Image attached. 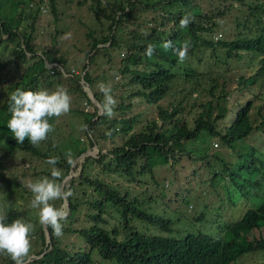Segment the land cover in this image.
Here are the masks:
<instances>
[{
  "label": "trees",
  "instance_id": "1",
  "mask_svg": "<svg viewBox=\"0 0 264 264\" xmlns=\"http://www.w3.org/2000/svg\"><path fill=\"white\" fill-rule=\"evenodd\" d=\"M6 1L12 6L17 5V0ZM81 1L89 4L95 18L104 14L105 2ZM187 2L163 0L160 12L154 17L155 21L158 20V28L150 25L144 30L138 27L126 29L121 37L115 28L123 26L122 19L111 16L106 25L115 30H110L107 44L96 46L101 40L94 39L89 47L91 54L84 53V57L72 67H69L66 52L35 49L29 42L34 38L30 33L27 38H22L23 44L11 36L8 50L0 55V65L12 62L14 70L20 71L19 75L11 76V82H7L9 96L16 88L35 91L54 84L55 89L64 87L71 89L69 94L87 98L79 79L91 85L96 80L93 75L98 74L96 63L104 62L105 70H110L112 52L121 54L110 80L105 76L106 84L112 86V94L118 102L114 109L115 117L109 119L98 114L95 106L86 112L79 107H71L80 115L82 124L88 126L87 131H82L83 138H66L62 144H57L51 139V132L38 147L31 145L27 138L20 145L13 136L9 137V129L0 122V169L8 162L15 165L16 159L27 153L40 160L41 168L34 170V177L40 171H45V175L50 177L51 166L46 163L49 157H59L55 167L62 170V177L71 172L63 184L74 192V196L66 202L55 201L56 207L63 206L68 213L66 220L62 221L61 237L57 238L50 227L39 224L37 210L30 207L32 193L27 187L24 192H18L20 203L2 207L7 212L6 223L23 219L35 226L29 264H94L92 252L97 253L101 264H238L235 263L238 255L264 250V233L248 236L253 229L264 228V139L258 140L257 144L245 140L246 135L255 130L264 133V115L260 107L251 111L253 101L264 90V82L254 85L264 76V25L256 30V38L243 49L244 53H233L235 61L247 65L259 62L251 75L242 77L253 86L251 98L246 92H237L226 105L223 102L226 101L224 95L227 90L221 88L212 100H200L198 103L203 110H194L187 120L186 114L196 107L199 93L215 73L223 72L220 69L227 64L220 50L223 48L210 44L203 37L202 31L208 26L198 13H189L193 21L187 28L177 29L182 37L168 39L171 48L165 50L162 44H158L159 40L167 39L164 31H174L168 25L169 19L176 22L177 16L188 14ZM174 7L175 11H172ZM17 14L20 15L21 11ZM57 18L56 14L53 15L47 24L58 28ZM260 21L261 18L258 23ZM1 24L4 29L7 27L6 23ZM10 25L16 26L17 23L11 20ZM185 42L190 44L188 59L181 64L175 49ZM149 44L155 46L151 58L145 55ZM7 52L13 57H5ZM27 52L34 60L25 65L29 60ZM223 53L225 56L224 49ZM202 59L205 67L199 68L197 63ZM45 61L54 62V67L48 68ZM80 61L84 63L76 67ZM91 65L93 68L89 70ZM60 66L67 72L66 76ZM59 77L70 81L68 87L62 86ZM212 87L210 85L208 92ZM170 93L177 96V101L159 105L158 101ZM93 94L98 102L102 101L100 91ZM189 96L192 102L188 103L189 109L185 113L183 103ZM241 97H244L242 105L233 103ZM151 105L155 108V116L148 115L152 113L148 109ZM233 106L236 111L226 121L225 109L231 111ZM0 107H9V97L0 103ZM202 131L208 137L217 136L219 145L227 150L219 149L223 152L220 153L216 148L208 153L206 144L200 154L190 149L195 156L186 151L184 142L198 137ZM92 142L99 144L95 154H87L85 160L78 159L70 165L67 154L70 152L71 157L78 155ZM217 146L218 143L211 145ZM102 147L105 151L100 152ZM16 153L17 156L13 157L12 154ZM182 153L187 154L189 162L196 158L205 159L204 167L210 170V183L215 186L216 182H221L219 186L225 192L222 197L209 201L190 215L185 208L178 212L172 202L184 196L194 200L190 191H177L174 199L166 200L168 191L161 189L164 181L158 180L153 172L160 168L171 172L168 160L180 163ZM6 158L10 161L5 162ZM2 178L7 180L8 186L14 183L0 174ZM216 195L219 194L216 192ZM223 209L229 211L222 215ZM220 217L224 220L219 221ZM70 219L76 224L69 223ZM70 236L79 238L80 243L76 247H73ZM0 264H13V261L3 254L0 255Z\"/></svg>",
  "mask_w": 264,
  "mask_h": 264
},
{
  "label": "clouds",
  "instance_id": "2",
  "mask_svg": "<svg viewBox=\"0 0 264 264\" xmlns=\"http://www.w3.org/2000/svg\"><path fill=\"white\" fill-rule=\"evenodd\" d=\"M162 1L163 0H126V8H124L120 2L116 3L114 0H101V3L105 2L103 6L105 15L100 14L99 17L96 18L99 22L97 29L92 28L84 32V35L89 38L85 41V47L82 52L90 55L92 51H89V47L92 45L94 39L97 38L101 41L97 42L96 46L107 44L108 34L111 31L106 23L102 25V20L111 21V16L120 17L122 19L121 22L124 24H126L130 18H133L135 27L141 30H144V27H149L150 25H154L158 28V20L155 21L154 17L160 12ZM187 1L185 8L188 14L177 16L176 22L174 19H169L170 22L168 25H171L174 31H164L167 34L165 37L167 41L159 40L158 44H162L165 50L171 48L172 44L168 39L182 37L177 29L187 28L193 21L194 18L189 13H198L203 20L206 21V25L208 26L206 30L202 31L203 37L208 39L210 44L219 46L225 50L224 56L223 49L218 48L222 51V56L225 62H227L220 71L226 69L230 60H236L234 59V52L244 53L243 49L256 38V30L264 25V0ZM75 2L77 4L83 3L81 0H75ZM88 8L91 10L89 4ZM145 10L149 11L148 18H143L141 14ZM18 11H21L20 15L17 14ZM172 11H175V7L172 8ZM44 12H51L53 15L56 14L58 16L57 12L59 11L56 9L55 0H17L16 6H12L10 2L6 0H2V2H0V38H2L0 41V55L8 50L12 42L11 36H15L20 44H23L22 38H27L28 33L34 36L37 20ZM105 17L107 19H105ZM260 18L262 21L258 23ZM11 20L13 22L16 21L17 25L11 26ZM2 22L7 24L5 29L1 24ZM146 24H148V26H145ZM63 28L62 26L55 28L51 34L52 42L48 44L47 48L58 51L55 46L57 41L55 37ZM96 30L99 31L97 35L95 34ZM67 36H70V34H66V37ZM82 41L83 39L80 42ZM177 41L178 39H175V42ZM29 42L31 44L35 43L33 40H29ZM178 45L179 48L175 49V52L178 56V62L182 64L188 59L190 44L189 42H185L182 45ZM154 52L155 46L149 44L145 50V55L151 58ZM49 64L54 67L55 63L52 62ZM240 64L241 66H252L242 62H240ZM258 64L259 62L253 64L255 65L253 68L254 71L258 67ZM5 65L7 64L0 65V76L2 71H4L2 68ZM203 65H205L203 59L197 63L199 68L203 67ZM95 67L98 74L93 76L103 78L106 83L105 74L99 68L98 63H96ZM59 69L65 74V70L61 66ZM242 77L246 76L237 74L235 77V86L238 90L247 92L252 89L253 86L244 81ZM257 82H264V76L259 78L254 85ZM105 83L101 82L97 85L103 96L100 102L94 97V90L90 89V86L85 83V87L90 93L85 91L87 98L81 97V104L86 105L88 108L82 106L81 109L84 112L91 111L93 110V106H95L96 109L98 107V114L101 113L107 118L112 119L115 117L116 113L114 109L118 102L112 94V86ZM210 85L213 87L211 91L208 92ZM53 88L55 89V87ZM221 88L225 89L224 73H215L205 88V92L210 97L208 99L212 100L213 95ZM6 90L4 97L0 98V103H3L6 97H9L8 112L10 113V119L7 121V128L12 133L17 144L20 145H23L27 138L31 145L38 147L42 142L47 140L48 134L54 131V125L51 123L52 118H59L67 115L71 110L72 97L64 87L58 86L55 90L38 89L35 91L16 88L10 96L7 94ZM82 98L84 99L82 100ZM224 98L225 100L228 98V92L224 95ZM242 103L243 102L240 104L242 105ZM197 105L200 106V110H203L199 103ZM225 111V119L228 117L230 118V111L226 109ZM235 111L236 108L232 113L234 114ZM87 130L88 126L86 124L80 126V131ZM81 137L83 138L82 134ZM213 143L216 144L217 142L214 141ZM97 147V143L92 142L90 146H87L86 149L78 155H73L71 157V153L69 152L67 154L68 162L71 163L70 165H73L78 159L80 161L85 160L87 154H95ZM99 151H105V148L102 147ZM58 162L59 157H49L46 163L51 166L50 177L44 176L34 182L29 181L26 185V189H29L32 193L30 207L37 210L39 224L41 226L50 227L57 238L63 235L62 221L66 220L68 213L63 206L59 208L56 207L55 201L62 200L66 202L70 197L74 196V192L71 189H66L63 184L71 172L62 177V170L55 167ZM176 200H178V198ZM1 204L2 202H0V205ZM187 205H190L191 209L189 210H192L193 205L191 203H186L184 206L185 209ZM6 220L7 212L0 207V255L6 254L11 261H13V264H29L32 247L31 236L35 229L34 224L25 222L23 219H15L11 223H6ZM91 258L94 264H101L96 252H92Z\"/></svg>",
  "mask_w": 264,
  "mask_h": 264
},
{
  "label": "rangeland",
  "instance_id": "3",
  "mask_svg": "<svg viewBox=\"0 0 264 264\" xmlns=\"http://www.w3.org/2000/svg\"><path fill=\"white\" fill-rule=\"evenodd\" d=\"M116 3H121L124 8H126V0H114ZM56 9L59 11L57 12L58 18L55 20L58 23L59 27H64L61 32H59L55 39L56 41V47L59 53H67V61L69 63V67H72L75 62L79 58L84 57V52H82L83 48L85 47V41L88 40L89 37L84 35V32L88 29L95 28L97 29L99 26V22L93 17V14L91 10L88 8V3L84 2L82 4H77L75 0H55ZM143 18H148L149 11L145 10L142 13ZM53 14L51 12H44L42 13V16H39L35 31H34V38L33 41L34 44H31L34 46L35 49H45L48 47V44L52 42L51 34L55 30V26H49L47 23L48 21L52 20ZM227 21V20H225ZM106 20H102V25H105ZM145 26H148L146 24ZM90 27V28H89ZM133 18H130L126 24L123 23V26L120 28H115L117 33H120L119 37L121 35H124L126 32V29H135ZM113 28L109 27V30H112ZM113 29V30H115ZM99 33V31L96 30V35ZM66 34H70V36L66 37ZM83 39L82 42H80ZM78 44H77V42ZM112 68L110 70H105V63L100 62L98 64L99 68L102 70V72L105 74V76L110 80V76L113 72L114 65L117 63L118 59L121 57V54H118L116 52H112ZM29 60L25 62V65L30 64L31 61L34 60V58H30L31 54L29 52L26 53ZM99 55H101L99 53ZM5 57H13L12 53L7 52L5 54ZM19 62V60H18ZM83 61H80L76 65V67H79L83 64ZM45 65L47 67L52 68V66L45 61ZM205 67V65H203ZM255 65L252 66H244L240 64L239 61L230 60L228 66H226V69L223 70L224 78H225V90L228 92V98L226 101L223 102V104H226L232 100L234 94L237 92H245L240 91L236 88V79L235 77L237 74H242L244 76L250 75L253 73V68ZM93 65L89 66V70H92ZM223 68V67H222ZM221 68V69H222ZM220 69V70H221ZM2 74L0 76V98H3L5 95V90L7 88V82H11V76L12 75H19V70H14L12 62L8 63L2 68ZM7 70V71H5ZM78 73V70H76ZM57 74V73H55ZM81 72H79V75ZM64 76L67 75V72L65 71ZM61 80L62 86L68 87L70 84L67 79L59 77ZM220 79V78H219ZM79 82H81L82 88L87 92L90 93V91L87 90L85 87V83L82 82V79H79ZM105 83L103 78L96 77V80L92 82L90 86V89L94 91H99L97 85L99 83ZM106 84V83H105ZM52 87L46 86L44 89L48 90H55L53 87H55L54 84H51ZM206 88V87H205ZM205 88L199 93L197 100H196V107L192 108L190 110V113L186 114L187 120L190 119L191 115H193L194 110H198L200 108L198 102L200 100L208 99L210 98L209 95L205 92ZM69 91L71 89H68ZM67 90V91H68ZM252 89L247 91L246 93L250 96L252 94ZM77 95H80L78 92H76ZM194 94V93H193ZM72 97L71 107H87L84 104H81V98L79 96H74L72 93L69 94ZM101 97V95H100ZM84 98H82L83 100ZM244 97H241L239 101L233 100V103L236 102H243ZM177 101V96L173 93L167 94L163 98H161L158 101L159 105L164 106L167 103H175ZM192 99L189 96L186 100H184L183 105V112H187L188 103H191ZM239 103V104H240ZM251 111L254 110L256 107H260V110L262 112V115H264V90H261L260 95L257 99H255L252 103ZM88 108V107H87ZM149 111L152 110V113H148V115L155 116V108L151 105L148 107ZM233 110H235V106H233L232 110L229 112L230 118L233 116ZM97 113H99L98 107L96 109ZM229 117L226 118V121L230 119ZM10 119V113L8 112L7 107H0V122L1 125L7 126L6 123ZM167 120V119H166ZM159 122V120H157ZM190 122V121H188ZM51 123L54 125V131L51 134V139L55 141V143L59 144L63 142L66 138H71L75 136H81L83 135L82 131H80V126L82 125V120L80 115H78L77 112H74L70 110V112L67 115L61 116L59 118H52ZM222 124V123H221ZM189 126H192L190 123ZM264 130V125L262 126ZM10 132V130L8 131ZM202 133L198 137H195L193 139H187V141L184 142V147L186 151H190L193 153L190 149L194 150L196 153L201 152L202 147L207 144L206 151L208 153H212L216 148H218V151L220 153H223L219 149H223L224 147L219 145V139L217 136H209L205 133V131L200 132ZM9 137L12 136V133H8ZM264 139V133H261L260 130H255L254 132H250L246 135L245 140L247 143H259L258 140ZM214 141L218 143L217 147H211L214 146ZM211 144V145H210ZM97 146L99 144L97 143ZM227 150L226 148H224ZM181 153V152H180ZM183 157L180 163H171V160H168V165L170 166L169 170H172L169 172L166 171L163 168L153 170L154 175L157 177L158 180L161 182L164 181V186L161 188L164 192L168 191V195H166L165 198L168 199H174L175 193L177 191H184L185 189L190 191V196H193L195 199L188 196L184 197H178L177 202L172 201L176 204L178 212H183L184 206L186 203H191L193 205L192 210L190 205L186 206L185 212L190 215L192 213L197 212L202 205H205L211 200L216 199L217 197H222L225 192L224 188L220 185L221 182H216V185L213 186L209 181L210 176V170L208 167H204L205 165V159L202 160L200 158L194 159L193 161L189 162V157H187L186 153H182ZM13 157L17 156L16 154H12ZM193 156L195 154L193 153ZM206 159L212 160V158L207 157ZM5 162L10 161V159L6 158L4 159ZM184 160V161H183ZM215 161V160H214ZM86 162V161H85ZM27 164V165H26ZM6 167L0 169V174L7 176L9 178L10 182H14L12 185L8 186L7 180L0 179V200L2 204L1 207L6 206H12V204L17 205L21 202L20 197H18V192L21 193V191L24 192V189L26 188V185L29 181H36L40 178H43L45 175V171H40L39 175L35 176L34 170L39 171L41 168L40 160L33 158L30 154L22 153L21 156L16 159V164L13 165L12 162H8L5 164ZM216 166V164H215ZM43 167L42 169H44ZM194 168V171L192 169ZM197 168V169H196ZM260 178V175L258 176ZM9 182V183H10ZM19 182V183H18ZM219 183V184H218ZM218 185V186H217ZM216 192L219 195H216ZM61 202V201H60ZM229 210L223 209L221 211V214L224 215ZM223 217V216H222ZM222 217L219 218V221L224 220ZM73 219H70L69 223L76 224L72 221ZM264 228L260 227L259 230L253 229L248 233V236H255L257 234H263ZM70 240H73L74 246L78 243H80L79 238L70 236ZM235 263L238 264H263L264 263V250L263 251H254V252H245L241 255H238L235 259Z\"/></svg>",
  "mask_w": 264,
  "mask_h": 264
},
{
  "label": "built area",
  "instance_id": "4",
  "mask_svg": "<svg viewBox=\"0 0 264 264\" xmlns=\"http://www.w3.org/2000/svg\"><path fill=\"white\" fill-rule=\"evenodd\" d=\"M214 145H215V143H214Z\"/></svg>",
  "mask_w": 264,
  "mask_h": 264
}]
</instances>
